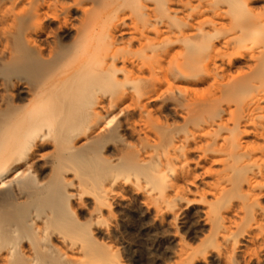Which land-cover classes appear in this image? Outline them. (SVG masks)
Instances as JSON below:
<instances>
[{"label": "bare ground", "instance_id": "1", "mask_svg": "<svg viewBox=\"0 0 264 264\" xmlns=\"http://www.w3.org/2000/svg\"><path fill=\"white\" fill-rule=\"evenodd\" d=\"M73 1L0 0V263L120 264L96 237L136 200L153 227L208 229L182 264H264V11Z\"/></svg>", "mask_w": 264, "mask_h": 264}, {"label": "rangeland", "instance_id": "2", "mask_svg": "<svg viewBox=\"0 0 264 264\" xmlns=\"http://www.w3.org/2000/svg\"><path fill=\"white\" fill-rule=\"evenodd\" d=\"M54 3L60 12H67L74 5L73 0H54ZM251 3L255 11H264V0H251ZM67 16L71 18V14H67ZM50 17L54 18V14H50ZM82 19L81 16L73 14L72 26L77 28ZM45 32L55 37L56 43L60 44V27L56 22H48L45 26ZM64 43L68 44L69 41L65 40ZM41 45L44 48L54 47L55 41L54 43L43 42ZM1 58H3V54L0 53ZM50 150L51 148L48 149L47 153H50ZM33 174L38 179L37 174L35 172ZM199 174L200 172H196V175ZM199 187L202 186L200 185ZM130 204L132 208L131 213L126 218H123L122 213L117 209L110 216L104 215L102 217V225L109 227L110 230L106 235L96 237V240L110 250L111 254L117 258L120 264H182L177 257L180 253V240L183 239L193 249L198 250L208 236L209 232L207 228L196 230V233L195 231L190 232L181 228L178 232H175L168 227L167 223L153 227V221L144 215L137 201L131 200ZM29 207L27 206L26 210ZM77 209L78 206L76 204L73 207L75 216L78 215ZM31 210L34 212H43L47 208L46 206H36ZM88 219L89 215L85 212L82 213V222H86ZM113 222H115L114 229L111 226ZM173 234H176L177 238H173ZM29 242L31 240L27 238L26 245ZM58 246L61 247L59 244ZM22 252L24 255L29 256L27 248L22 249ZM237 262L238 264H244L241 258L237 259Z\"/></svg>", "mask_w": 264, "mask_h": 264}]
</instances>
